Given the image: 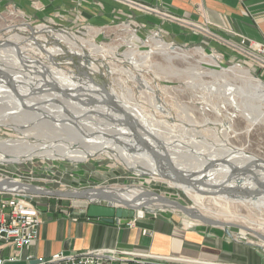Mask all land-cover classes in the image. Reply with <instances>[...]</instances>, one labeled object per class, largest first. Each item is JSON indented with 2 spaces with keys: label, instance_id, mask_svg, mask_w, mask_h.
Instances as JSON below:
<instances>
[{
  "label": "rangeland",
  "instance_id": "rangeland-1",
  "mask_svg": "<svg viewBox=\"0 0 264 264\" xmlns=\"http://www.w3.org/2000/svg\"><path fill=\"white\" fill-rule=\"evenodd\" d=\"M59 9L49 12L43 0H0V42H5L8 35L14 34L20 37L18 38L21 40H19L20 45H27V42L32 41L29 40L32 35L38 43L44 44L45 48L62 47L63 53L56 55L52 60L57 63L59 71L65 72L72 78L77 75L82 79L92 80L98 85H105L109 93L110 89H113L116 94L128 97L129 105H134L147 114L146 119L150 120H147L148 124L155 125L156 129L160 128L158 130L163 138L170 137L171 149L183 151L184 157L189 160L195 153H199L202 157L215 152L223 154L224 149L228 148L242 149L246 154L264 160L262 102L264 73L259 71L250 59L245 56L229 59L219 49L198 43H179L162 36L156 29L145 28L144 24L136 20L80 18L76 22L68 21L64 10ZM8 26L15 28L8 32L6 30ZM39 26L66 35L69 40L76 41L77 47L65 41H56L54 38H48L47 41L38 39L39 35H45L44 32H38ZM153 35L159 36L168 48L162 50L151 41L150 37ZM26 37L29 41L23 39ZM200 47L204 51L200 50ZM100 49L103 51H99ZM95 50L97 52H93ZM76 52H83L82 54L85 55L83 61ZM103 52L107 55L102 54ZM210 54L220 56L221 66L214 65L216 61L208 56ZM31 56L45 59L43 53ZM46 64L49 63L45 60ZM90 65L97 66L100 71L91 72ZM222 66H229V69H224ZM83 72L88 74V78H83ZM32 73L34 74L33 71ZM31 86L33 87L34 84ZM14 93L10 90L7 96L22 97L23 99L20 100L24 103L31 105L34 103L33 105L36 106L57 105L56 110L60 109L57 112L65 114L63 103L56 102L42 91L31 93L27 90L20 95ZM129 105L127 106L130 107ZM101 119L110 121L108 117ZM22 120L28 121L26 125H30V128L37 129L32 128L29 132L32 142L42 141L41 135L55 136L51 123H41V120H31L30 117H23ZM25 136L0 123V139L25 138ZM93 155L79 161L63 158H33L15 162L4 157L0 159V179L18 180L21 183L60 193L105 187L127 188L130 194L139 196L137 189L155 191L164 197L179 201L186 207H195L207 217L248 227L264 235V209L232 200L246 191H256L248 178L234 177L235 179L220 191H212V189L204 193L184 191L160 177L145 174L147 173L145 171L133 169V172L121 161L108 157L102 152H94ZM209 180L211 184L213 180ZM225 190L229 195H218ZM27 192L37 204L42 199L39 196H45L29 190ZM235 192L238 194L236 195ZM59 197V201L75 199L87 205L86 200L83 199ZM259 199L264 203V197ZM141 202L144 203L143 205L160 204L157 199L149 200L146 197H143ZM143 209L139 211L137 218L149 220L162 218L177 229L191 234L209 230V233L227 238L234 246L255 248L264 256V241L249 230L207 225L186 216L179 209L160 208L154 211H143ZM188 222L193 223L188 225Z\"/></svg>",
  "mask_w": 264,
  "mask_h": 264
},
{
  "label": "bare ground",
  "instance_id": "bare-ground-1",
  "mask_svg": "<svg viewBox=\"0 0 264 264\" xmlns=\"http://www.w3.org/2000/svg\"><path fill=\"white\" fill-rule=\"evenodd\" d=\"M126 27H129V25H126ZM14 28L15 26H8L6 30L9 32L14 30ZM37 30L38 32L45 33V35L42 34L38 37V39L42 41H47L48 38H54L56 41H65L71 46L77 47L76 41L73 39L69 40L66 35L54 33L52 30L43 26L37 27ZM18 38L20 37L11 34L7 36L5 42H0V123H4L8 128L13 129L22 136H26L25 138L0 139V159L5 157L15 162L26 161L33 158H63L79 161L94 156V152H102L108 157L121 161L133 172V169L145 171L147 172L145 174L160 177L184 191L203 193L209 192L210 189H212V191L222 190L232 179H235L232 178L225 181L232 166H242L247 162L257 159V162L251 165L250 169L252 172L239 174L237 176L243 179L248 178L249 182L251 180L255 189L260 188L261 182L264 183V160L261 161L259 160L260 158L246 154L242 149L232 148L224 149L225 152L223 154H217L215 152L203 157L199 153H195L193 158L189 160L184 157L185 153L183 151L179 152V150L171 149V142H169L170 137L168 139L163 138L158 130L160 128L156 129L155 125L148 124L147 120L149 119H146L147 114H145L142 109H137L134 105H129L127 102V100H129L128 97L116 94L113 89H110L109 93L103 85H98L92 80L88 81L77 75L72 78L67 76L65 72L59 71V69H57V63L52 60L56 55L63 53L64 50L62 47L55 46L45 48L44 44L41 45L38 43L37 39L32 35L29 37V40H32L30 42H34L37 47L30 42H27V45H20L21 40ZM23 39L29 41L27 37ZM150 40L162 50L168 48V45L157 35L151 36ZM200 50L204 51L201 47ZM99 51L103 50L100 49ZM93 52L97 51L95 50ZM42 53L45 59L39 56H37V58L31 56ZM77 53L83 61V57H85V55L82 54L83 52H76V54ZM102 54H104V52ZM208 56L216 61L214 65L221 66L219 55L210 54ZM3 59H6L8 62H4ZM45 60L48 61V65H45ZM222 68L229 69V66H222ZM89 69L93 73L100 71L97 66L93 65H90ZM82 76L83 78H88L86 72H83ZM31 84H34V86L32 87ZM38 85L40 87H38ZM54 86H56L57 89H55ZM10 90L19 95L27 90L31 93L42 91V93L51 96L56 102H62V107L66 109L65 114L58 113L60 109H57V112V105H55V107L54 105L51 106L46 104L36 106L33 105L34 103L32 105L31 103H24L21 101L23 99L22 97L10 98L7 96V92ZM113 100L116 104L120 105L123 110L127 111L128 114L125 115L121 109L113 105V103H111ZM44 101L47 102V100ZM23 117H30L31 120H41V123H51V128L55 131V136H47V134L41 135L42 141L32 142L33 140H30L31 137L29 132L35 127L30 128V125H26V123L29 122L23 121ZM100 117L104 119L108 117L110 121H104ZM125 118L130 123L141 125L145 131H141L139 128L138 130L144 138L145 143L160 151L166 150L172 163H174L180 171L186 175H192V177L200 179L208 184L210 183L209 179H212L213 182L209 185L213 184L215 187H205L199 184L187 185L180 181L166 167L161 159H154L147 151L139 148L138 140L132 131L124 124ZM19 121L22 124L18 123ZM99 121H101V123ZM49 127L50 126H48V128ZM151 135L158 137L160 141H162L163 147L154 141ZM211 151L214 152V150ZM212 161L214 164L210 166L209 163ZM227 169L228 171H226ZM11 181L14 188L28 190V188L24 186L16 185L18 180ZM222 182H224L223 185L221 184ZM218 185H221L220 188ZM230 188L233 189L232 187ZM103 190L116 199L130 201L133 205L140 207L138 214L142 208H144L143 211H154L160 208L179 209L176 205L161 201L159 197L154 194L145 196L148 190L141 191L137 189L140 196L138 194H130V190L127 188L105 187ZM225 192L218 193V195H229L227 190H225ZM235 193L236 195L238 194V192ZM213 194L215 195V193ZM143 197L149 200L157 199L160 204L151 203L143 205L141 202ZM259 197H264V190L259 189L253 192L246 191L242 193V195H237L232 200L242 204H253L264 209V203ZM93 199L99 200L96 196L93 197ZM191 223L193 222H188V225ZM240 229L245 231L249 230L258 237V232L252 229H246L244 226L240 227ZM261 240L264 241V239Z\"/></svg>",
  "mask_w": 264,
  "mask_h": 264
},
{
  "label": "crops",
  "instance_id": "crops-1",
  "mask_svg": "<svg viewBox=\"0 0 264 264\" xmlns=\"http://www.w3.org/2000/svg\"><path fill=\"white\" fill-rule=\"evenodd\" d=\"M43 1L49 12L63 9L68 21L136 20L179 43L219 49L229 59L242 56L237 46L243 36L264 42V0ZM39 197L42 199L38 204L32 200L41 221L38 239L21 251L18 260L6 259L4 264H35L39 258H48L59 251L71 254L94 249L149 251L230 264H264V256L255 248L234 246L209 230L187 233L162 218L136 217L133 227L126 225L128 219L108 223L87 217V205L75 199ZM143 230L150 234H143ZM13 250L11 245H3L0 253L8 258Z\"/></svg>",
  "mask_w": 264,
  "mask_h": 264
},
{
  "label": "built area",
  "instance_id": "built-area-1",
  "mask_svg": "<svg viewBox=\"0 0 264 264\" xmlns=\"http://www.w3.org/2000/svg\"><path fill=\"white\" fill-rule=\"evenodd\" d=\"M237 47L242 56L250 59L257 69L264 73V42L243 36ZM135 221L136 217L129 218L126 225L133 227ZM40 222L39 210L32 202L31 194L27 190L0 191V249L3 245H11L14 249L8 258H4L0 253V264H4L6 259L8 261L19 259L21 251L38 239ZM142 232L150 234L147 230ZM129 262L136 264H230L120 249H94L71 254L59 251L48 258H39L35 264H128Z\"/></svg>",
  "mask_w": 264,
  "mask_h": 264
},
{
  "label": "water",
  "instance_id": "water-1",
  "mask_svg": "<svg viewBox=\"0 0 264 264\" xmlns=\"http://www.w3.org/2000/svg\"><path fill=\"white\" fill-rule=\"evenodd\" d=\"M54 88L57 89L56 86H54ZM262 102L264 104V97L262 98ZM111 103H113V105H115L118 109H121L125 115L128 114L127 111L123 110L122 107L116 104L114 100ZM124 124L126 127H128L132 131V133L138 140L137 142L139 144V148L147 151L154 159H161L166 165V167L180 181H182L183 183L187 185L199 184L205 187H208V186L212 188L215 187V185L213 184L209 185L208 183L200 179L192 177V175H186L182 171H180V169H178V167H176V165L172 163L169 157V154L167 153L166 150L160 151L146 144L144 141V138L139 133V130L145 131V129H143L141 125H138V124L135 125L134 123H130L126 118H125ZM151 137L154 141H156L158 144H160L163 147V143L162 141H160L158 137H156L155 135H151ZM259 160L262 161V159H259ZM255 162H257V159H254L251 162H247L246 164L242 166H232L231 171L229 172L225 181H228L239 174L252 172L250 168L252 164H255ZM213 164H214L213 161L209 163L210 166H213ZM11 182L12 181L10 180L0 179V191H11V190L16 189L11 184ZM224 182H222L221 184L223 185ZM16 185L24 186L28 188V190L31 191L32 193L39 194V195L67 196V197H75V198L86 200L87 202V206L85 209L86 216L89 218H99L108 223H113L120 219H129V218L137 217L138 210L140 209V207L133 205V203L130 201H122V200L112 197L111 195L106 193L103 190V188H87L83 191H77V192L67 191L65 193H60V192L46 190L40 187H36L34 185L21 183V182L16 183ZM218 186L220 188L221 185H218ZM263 186H264V183L261 182L259 189L264 190ZM259 189H256V190L258 191ZM152 194H154L155 196H158L159 199L163 202L176 205L179 208V210L182 211L186 216L194 220H199L207 225L222 226V227H243V226L231 223V222H223V221H219L216 219H211L209 217H206L195 207H186L179 201L164 197L155 191H146L145 196L152 195ZM95 196L99 198V200L93 199V197ZM244 228L250 229L248 227H244ZM257 235L259 238L264 239V235L260 233H257Z\"/></svg>",
  "mask_w": 264,
  "mask_h": 264
}]
</instances>
